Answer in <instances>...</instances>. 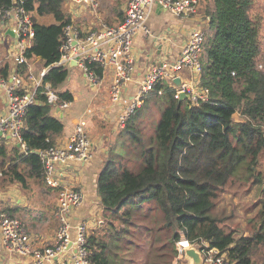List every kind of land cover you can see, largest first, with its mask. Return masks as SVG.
I'll list each match as a JSON object with an SVG mask.
<instances>
[{
	"label": "trees",
	"instance_id": "1",
	"mask_svg": "<svg viewBox=\"0 0 264 264\" xmlns=\"http://www.w3.org/2000/svg\"><path fill=\"white\" fill-rule=\"evenodd\" d=\"M200 1L206 36L198 83L208 88L209 101H179L174 84L163 81L119 128L96 179L101 215L86 240L90 264H171L181 237L227 252L233 264H253L264 244V201L256 225L240 235L214 214L217 200L236 182L258 185L264 196V177L256 170L264 152V72L257 65L262 19L251 13L254 0ZM19 3L34 21L25 56L41 61L47 69L42 83L59 101H71L70 92L58 90L68 77L58 62L72 23L64 0H0V8ZM47 16L53 21L39 22ZM87 66L101 78V67ZM10 70L8 62L1 65L0 78L8 80ZM13 70L24 76L26 67ZM152 105L157 120L146 113ZM52 110L44 87L38 88L21 129L26 149L0 143L1 189L16 184L29 195L34 186L49 188L36 151L54 145L64 130ZM156 211L158 219L150 215Z\"/></svg>",
	"mask_w": 264,
	"mask_h": 264
},
{
	"label": "built area",
	"instance_id": "2",
	"mask_svg": "<svg viewBox=\"0 0 264 264\" xmlns=\"http://www.w3.org/2000/svg\"><path fill=\"white\" fill-rule=\"evenodd\" d=\"M74 4H80L95 10L97 0H70ZM160 6L175 17L196 16L199 14L198 0H128L125 6L123 19L116 25L101 24L81 36L79 31L69 24L65 28V40L62 44L61 58L58 64L68 61H76V64L84 71L91 84H96L99 78L89 70L88 63H95L103 70L111 73L109 96L112 103L122 108L117 117V127L122 128L132 113L141 107L145 97L158 83L167 81L174 83L179 79L180 86L176 87L175 97L180 94L188 96L191 104L198 105L209 101L208 88L200 86L197 81H183L182 73L187 72L191 76H198L202 71L200 53L205 40V31L195 26L188 34L180 53L174 60L166 57L157 61L145 73L139 82L135 93L127 97L124 95L126 85L133 81L134 57L133 42L138 31L149 34L145 20L150 9ZM0 22L11 24L14 34L15 51L10 59L9 79L0 78V87L5 89L6 113L0 115V136L14 140L22 149H26L21 129L24 124L25 113L28 105L34 103L36 90L44 87L45 94L53 108L59 110L68 109L72 101H59L55 91L49 84L43 85L42 77L47 69H41L36 76L32 67L27 64L25 52L31 46L34 36L33 19L21 3L13 4L8 9L0 8ZM165 37L162 36V41ZM7 59L0 60V66ZM17 64L27 66L25 77L32 81L30 92L20 93L23 89V80L15 69ZM45 171L47 186L58 188L55 218L58 226L53 243L49 246H34L25 224L3 210H0V239L4 246L13 250L20 256L30 258L29 264H47L53 259L57 264H90L89 252L86 246L88 226L85 222L75 225L71 222L70 211L82 202L81 190L76 187L60 186L57 177L59 165L72 160L86 162L92 157V143L86 131V122L80 119L76 124L70 138L63 144H54L36 151ZM73 229V233L71 232ZM185 238L181 237L176 242V255L171 264H180L184 261L187 245L192 246ZM199 251V250H198ZM203 264H233L227 252H220L215 247H209L204 243L200 248Z\"/></svg>",
	"mask_w": 264,
	"mask_h": 264
},
{
	"label": "crops",
	"instance_id": "3",
	"mask_svg": "<svg viewBox=\"0 0 264 264\" xmlns=\"http://www.w3.org/2000/svg\"><path fill=\"white\" fill-rule=\"evenodd\" d=\"M127 1L97 0L98 6L92 10L90 7L64 0V11L70 16L72 27L78 30L83 37L89 30L106 24L105 22L109 25L118 24L123 19ZM200 13V7L198 15L186 17H175L160 6L150 9L145 20V26L148 27L150 33L138 31L134 38L132 48L134 76L133 81L126 85L124 95L129 97L135 93L145 73L157 61L166 57H170L168 58L170 60L176 59L188 34L195 26L205 29V20ZM10 28L11 24L0 22V60L7 59L5 63L10 62L15 51L14 34ZM162 36L165 37L164 41H162ZM203 48L200 59L204 56ZM33 60L39 62L41 69H46L36 57L27 59V64L32 67ZM63 65L68 70V77L58 90L70 92L72 104L66 110L57 108L52 110L53 116L64 123V130L56 139L55 144L65 143L72 135L75 124L80 119H84L86 131L92 143V157L84 163L69 160L59 165L55 177L60 186L76 187L81 190L82 202L70 211V217L73 225L85 222L89 232L95 227L101 215L96 179L104 164L108 149L119 130L116 121L122 108L110 100L111 73L108 69L102 71V76L96 84H91L77 64L73 65L68 61ZM25 67L27 70L26 65ZM24 76H22V90L30 92L33 87L32 81L23 78ZM198 79V76H191L187 72L182 73L183 81H197ZM6 103V94L0 96V115L6 113ZM3 139L17 145L14 140L2 136H0V143ZM33 189V193L27 195L16 184L4 189L0 188V210L12 216L21 214L27 219L25 221L26 230L30 234L32 244L49 246L53 243L58 226L55 218L58 188L34 186ZM71 230L73 233V229ZM184 261L186 264H192ZM29 262V257L15 253L4 246L0 239V264H29ZM47 264H57V260L53 259Z\"/></svg>",
	"mask_w": 264,
	"mask_h": 264
},
{
	"label": "rangeland",
	"instance_id": "4",
	"mask_svg": "<svg viewBox=\"0 0 264 264\" xmlns=\"http://www.w3.org/2000/svg\"><path fill=\"white\" fill-rule=\"evenodd\" d=\"M199 7L201 11L200 14L203 18V13H202L203 4L200 0H199ZM251 13L255 16L261 17L262 19L261 50L259 56L257 57V61H258L257 65H258V69L264 72V0H254ZM52 21H53L52 17L50 16L39 18V22H43V23H50ZM205 36H206V32H205ZM203 47L204 46H202V48ZM201 53L200 56L202 55ZM31 64H32V70L34 74L37 76L39 70L41 69L40 68L41 66L39 62L36 60H33ZM146 113H153L154 120H157L159 117L158 116L159 113L156 112L155 107L153 105L150 106L148 112ZM235 118L239 119V115L236 114ZM150 122L151 120H149V123ZM150 130H151L150 125L146 126L145 132L147 134L150 133ZM256 170L258 172H261L264 177V152L260 155L259 164L256 166ZM261 201H264V196L261 194L260 187L258 185H252L251 182H244V181L236 182L231 188L227 187L226 191L217 200L214 208V214L223 217L225 219V223L229 225L230 229H236L235 235H240L244 232L246 233L245 230L248 228L249 226L248 224L252 223L253 225H256V222L258 220L257 215L259 208L261 206ZM150 215L157 219L160 216L158 211L151 213ZM12 217L21 220L25 224V227L27 228L26 226L27 224L25 222L27 221V219L23 217L21 214L14 215ZM194 247L200 251V245L195 244ZM252 261L253 264H264V244H261L256 248L255 253L252 256ZM180 264H186V263L185 261H181Z\"/></svg>",
	"mask_w": 264,
	"mask_h": 264
},
{
	"label": "water",
	"instance_id": "5",
	"mask_svg": "<svg viewBox=\"0 0 264 264\" xmlns=\"http://www.w3.org/2000/svg\"><path fill=\"white\" fill-rule=\"evenodd\" d=\"M70 64L76 65V61H70ZM175 86L179 87L180 86V81L179 79H175L174 80ZM5 95V89L0 87V96ZM187 98L188 96L185 94H180L179 95V101H181L182 99ZM8 138V137H7ZM18 146V145H17ZM264 187V185H263ZM195 244H192V246H189L188 248L185 249V256H184V260H186L187 262L189 261L192 264H203V260L200 254V251H198L195 247Z\"/></svg>",
	"mask_w": 264,
	"mask_h": 264
},
{
	"label": "bare ground",
	"instance_id": "6",
	"mask_svg": "<svg viewBox=\"0 0 264 264\" xmlns=\"http://www.w3.org/2000/svg\"><path fill=\"white\" fill-rule=\"evenodd\" d=\"M189 247V245H187Z\"/></svg>",
	"mask_w": 264,
	"mask_h": 264
}]
</instances>
